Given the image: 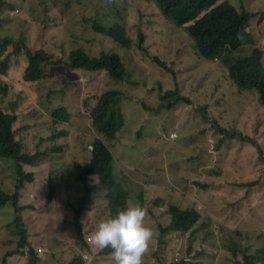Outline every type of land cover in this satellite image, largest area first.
<instances>
[{
    "label": "rangeland",
    "instance_id": "rangeland-1",
    "mask_svg": "<svg viewBox=\"0 0 264 264\" xmlns=\"http://www.w3.org/2000/svg\"><path fill=\"white\" fill-rule=\"evenodd\" d=\"M231 1L238 6V0ZM251 1L253 0H245L246 3ZM233 2H229V4L238 11ZM247 8L248 10L264 9V1L250 3ZM15 10L18 11V14L12 16L11 13ZM260 13V11L257 12V14ZM97 20H101L103 23L117 22L124 25L126 34L133 37L134 41L137 37L139 45L131 46V50H120L119 46L116 48L110 41L104 38L99 39L91 30L92 23ZM258 21H264V19L259 17ZM60 30L67 33L64 43H61L60 40ZM248 32L250 39L246 41V45L259 48L264 54V25H260L254 20L249 24ZM183 33L184 29H176L171 26L152 4L143 0H122L118 6L109 5L105 0H0V39L4 36L15 39L24 37L31 49H38L42 46L54 48L50 56L55 59L61 57L62 60H65L68 51L62 47V44H69L71 48L83 49L89 53L92 51L90 39L94 38L100 44L96 50L97 54L99 49L105 51L103 53L108 52L118 56L121 54L122 59L129 65L128 76L132 77V81L128 80L124 86L126 95L123 102L126 123L116 138L107 142V146L112 155L120 159V162L117 161V165L126 166L131 170V173L127 175L132 178L134 194L138 192L142 182L151 180L156 174L153 168L151 171L147 170L150 162L165 156V153L161 151L158 153L155 148L142 153L146 146L138 145L137 130L139 126L136 116L141 115L142 120H150L157 126L167 124L166 129H175L174 110L160 112L156 118L143 111L145 107L158 104L157 94L173 88L172 77L168 75L160 80L159 75H154L149 67L152 62L151 57L157 56L162 49L166 50L167 54L162 61L167 64L172 62V67L178 69V73L175 74L177 91L181 96L186 95L191 104L186 106L179 104L176 108V117L179 121L176 125L181 130L184 127L185 140L177 145L176 138L169 146L175 154L173 165L169 166L167 163L157 165L159 168L158 182L165 187V191L171 199L162 196V208L152 210L149 214V223L154 229L158 225L162 228L166 227L170 219L168 209L171 205L198 209L201 218L193 229L192 246L200 249L205 248L209 252L221 251L219 259L206 255L202 264H225L230 252L235 247L241 249L255 247L264 242V176H260L262 180L255 188L248 187L245 190L235 187L233 175L242 169L252 170L257 165L245 162L244 165H241L244 161L243 158H246L242 149L243 145L220 138L217 129L211 126L215 119L218 120L217 117H214L212 123L207 121L209 116L221 110L219 106H221L222 99L229 97L230 93L226 90L228 79L219 64L206 66L196 62L191 44L184 39ZM71 34L74 36V40L70 38ZM139 37L142 38L139 39ZM173 45L175 49L171 52ZM141 46L144 47L146 53L139 50ZM100 54L102 52L94 57H98ZM143 54H145L144 58ZM17 55L19 57L7 53L0 55V57H8L12 62L9 74L5 78L0 77V86L4 85V81L9 84L7 94H0V107L3 111L15 110L18 113L14 129L17 138L23 144L27 141L31 129L38 121L40 122L39 118L45 114V110L38 106L36 97L40 103L48 99L53 100L47 94L52 82H62L61 88L52 93L56 106L61 103L65 104L70 112L76 113L78 117V111L86 114V109L78 107L81 91H76L68 86L65 94H60L67 83L64 67L53 66L47 79L40 84L28 86L20 80L19 73L23 69V63L20 53ZM136 57L142 58L145 62L138 63ZM202 61L207 62L204 59ZM97 76L98 73L93 72L92 80ZM74 78L75 76L72 75L71 80ZM80 79L85 81L84 76ZM133 79L138 83H134ZM222 93H224V97L221 96ZM248 99L255 101L254 96H249ZM196 108H198V112H196ZM203 112L207 116L206 119H203ZM230 124L231 122L228 125ZM236 124L240 130L248 129L256 137L258 133L264 134V114L248 127L241 119H238ZM79 130L78 121L77 135ZM157 132L164 139L163 131L157 130ZM173 132L175 130L170 133ZM176 134L178 135V133ZM190 134H194L193 138H189ZM96 137V133H91L83 139V142L90 145ZM151 139H156L153 143L165 144L164 141L154 136ZM207 139H212L213 145L208 144ZM153 143L149 144L151 148H153ZM46 147L47 144L44 142L39 145V149L44 150V156L42 167L33 169L34 178L37 180L38 177H44L37 181V186L44 187L46 195L54 191L55 206L62 210L60 191L63 182L67 181L64 175H66V171L71 172L79 161L67 157L65 162L64 154L50 152ZM247 150L256 154L255 149L250 145L247 146ZM132 155L139 162L138 170L130 166ZM262 166H264V159H262ZM13 168L12 161H0V188L8 192L9 195L13 194L15 185ZM254 170L264 173V170L261 169ZM76 175L77 173L72 177ZM246 176H248L247 171H243L236 178L244 181ZM206 179L210 180L212 184L210 189L204 191L203 184ZM48 180L49 185L47 184ZM78 189L85 192L83 185ZM96 190L97 198H101L102 193H98V188ZM33 195L35 198V194ZM38 196H41L40 192ZM28 203L35 204L32 199ZM98 203L97 213L103 214V216L97 218L96 221L110 215L104 204L105 199L99 200ZM69 215L71 216L70 213ZM13 218L14 213L10 207L0 210V228ZM83 219L87 223L88 221L95 222L94 217L90 215ZM64 222L69 223L70 219L67 217ZM214 226L218 227V236L212 231ZM189 235L190 233L162 236L157 231L156 245L166 244L169 249L174 248L182 252L188 247ZM11 250L12 248H3L0 251V260L4 259L6 253ZM227 252L229 254H226ZM5 259L7 264H19L13 258L6 257Z\"/></svg>",
    "mask_w": 264,
    "mask_h": 264
},
{
    "label": "trees",
    "instance_id": "trees-1",
    "mask_svg": "<svg viewBox=\"0 0 264 264\" xmlns=\"http://www.w3.org/2000/svg\"><path fill=\"white\" fill-rule=\"evenodd\" d=\"M144 1L153 3L171 26L176 29L184 28L183 37L189 44L192 42V49L196 55L199 56L205 51L211 60L217 58L222 65L227 67L230 78L228 79L226 90L230 95L227 99H222L221 106H219L221 110L209 116L207 121L212 123L214 117H217L218 120H215L211 126L217 129L222 138L232 139L237 144L240 141L250 144L256 150L258 159H262L259 144L264 147V134H257L258 144L251 137L242 135L241 133L244 130H240L236 124L237 120L241 119L248 127L264 114L262 109L264 108V54L258 48L247 46L244 41L249 21L255 17V14L245 10L237 11L228 3L231 0ZM262 12L264 17V9H262ZM258 23L264 25V21H259ZM104 25L109 24L103 23L102 25L96 22L92 25V30L96 34L109 37V39H112L113 42L126 50H131V46L137 47L139 45L137 37L136 41H134L133 37L126 34L123 25L117 23L109 26ZM59 34L61 43H64L67 37L66 31L60 30ZM70 38L74 40L72 34ZM141 38L139 37V39ZM90 45L92 51L87 55L80 49L69 47V44H62V47L68 51L65 60H62L61 57L55 59L50 56L54 48L50 49L42 46L39 50L32 51L27 46V40L24 37L15 39L5 36L0 39V55L5 52L19 57L16 52H20L24 69L23 81L26 82V85H37L43 82L48 78L53 66L64 67L67 83L60 94L64 95L68 86H71L76 91H81L78 107L86 109V114L78 111V117L76 113L70 112L65 104L61 103L56 106L52 93L61 88L62 82H52L47 94L53 100L48 99L40 103L37 97L35 99L38 106L45 110V114L39 118L41 123L38 121L31 129L23 147L15 139L12 129L13 124L18 119V113L15 110L11 112L0 110V161H13L16 176L12 195L0 188V210L10 207L14 213V218L8 221L6 226L11 230L0 229V233L5 236L7 232H12L14 236H20L17 243V248L20 251L17 250V252L19 255L25 256L22 264H54L55 248L54 244L49 242V239L56 232L71 228L69 224L64 222L56 229L48 227L43 232L25 234L24 231L31 224L36 223L43 215L42 210L25 204L20 193L25 183L36 184L34 173H28V166L42 167L44 150H40L39 145L43 142L47 144L46 149L50 152L64 154L65 162L67 157H72L79 161L74 165L71 172L66 171L64 177L68 180L70 176L77 173L76 176L79 177V181L85 182L86 177L90 178L86 183H90L91 180L95 181L101 189L102 200L105 199L104 204L109 211V216L114 215L117 208L135 204L141 205L146 210V214H151L154 208H162V196L171 199L167 195L165 187L158 182L159 168L157 165L159 163H167L170 166L175 163V154L169 147L173 143L167 140L168 134L172 130L178 133V135L176 134L177 145L185 140L184 127L181 130L176 125L179 122L176 117V108L178 106L174 109L175 129H166L167 124L157 126L156 123L150 120H142L141 115L136 116V122L139 126L137 130L138 145L146 146L142 153L152 151L154 148L157 149L158 153L160 151L165 153L164 157H158L150 162L147 170L151 171L153 168L156 174L151 180L142 182L136 194H134L132 189V178L127 175L131 173V170L127 169L126 166L117 165V161L120 162V159L115 158L112 154L96 152L97 142L108 150V147L100 139L94 140L90 152L87 151L89 144L86 145L83 139L88 135L96 133V135L100 134L107 140H114L116 134L124 126V119H126L122 102L123 97L126 95L124 86L128 83V80L132 81V77L128 76L129 65L124 60L121 61L119 56L107 58L115 54L106 53L94 57L98 55L96 50L100 44L94 38H91ZM174 49L175 46L173 45L171 52ZM177 49L179 50L180 48L178 47ZM139 50L146 53L142 46L139 47ZM166 54V50L162 49L157 56L151 57L152 62L149 65L153 74L159 75L160 80L168 75L173 77V88L157 94L158 104L143 108L144 113L153 115L155 118L158 113L171 110L180 103L185 106L191 104L186 95L181 96L177 91V84L174 78L175 74L178 73V69L172 67V62L167 64L162 61ZM144 57L145 54H143ZM136 60L140 64L145 62L140 57H136ZM0 62L8 64L9 60L5 57ZM93 72L98 73L97 78L94 80L91 77ZM251 73L261 80L258 84L248 83ZM72 75L75 76L73 80H71ZM82 76L85 77V81H81L80 78ZM57 78L59 79L58 74ZM133 82L138 83L135 79H133ZM221 96L224 97V93ZM249 96H254L255 101L248 99ZM197 110L198 108H196V112H198ZM206 118L207 116L203 112V119ZM78 121L80 130L77 135ZM230 122L231 124L228 125ZM157 130L163 131L162 136L164 139L158 135ZM152 131L153 133L151 134ZM193 135L190 134L189 138H193ZM153 136L161 139L165 144L153 143L156 141V139H151ZM151 143H153V148L149 146ZM135 156L132 155L130 157L132 163L130 166L138 170L140 165ZM160 169L162 170V168ZM254 169L264 170V166H256L252 168V170ZM211 184L212 182L206 179L203 184L204 191L210 189ZM254 184L255 181L251 182L250 186ZM81 185H84V183H75L76 187ZM238 186L246 187V185ZM85 190V192L79 191L80 195L78 198L85 201L86 205H88L93 190L89 192L87 189ZM21 209L25 210L22 215L20 214ZM90 216L94 217V223L89 221L87 223L84 219L77 218L73 245L64 264H89L91 259L99 257L94 255L93 252L86 250L84 241L92 244L91 238L96 225L100 220L109 216L96 221L97 218L103 216V214H98L97 210L90 212ZM15 231H17L18 235ZM157 231L164 235L163 228L160 225L155 228V232ZM35 246L40 247L39 253ZM12 254L14 253H6V257ZM82 255H84V258H82ZM0 264H6L5 259H2Z\"/></svg>",
    "mask_w": 264,
    "mask_h": 264
},
{
    "label": "clouds",
    "instance_id": "clouds-1",
    "mask_svg": "<svg viewBox=\"0 0 264 264\" xmlns=\"http://www.w3.org/2000/svg\"><path fill=\"white\" fill-rule=\"evenodd\" d=\"M121 1L122 0H105L107 4L116 5V6H118L121 3ZM256 1H264V0H253L249 3H246L245 0H238V6L233 1H230V2H233L235 4L239 12L241 10L246 9L245 11L255 14V17L249 21V24H250L254 20L258 23L259 17H262L264 19L263 12H262L263 8H256L252 10H248L247 8L250 3H254ZM149 4H152L157 9V7L153 3H149ZM258 11H260L261 13L257 14ZM158 12L163 17V15L160 13L159 10ZM17 14H18L17 10L11 13L12 16H16ZM96 22L101 23L103 25V22L101 20L94 21L92 25ZM114 23H117V22H112L108 24L111 25ZM117 24H120V23H117ZM92 25H91V30H92ZM182 29L184 28L182 27ZM92 32L99 39L104 38L107 41H110L116 48L117 46H119L120 50L124 49V47L116 44L115 42H113L112 39H109V37L96 34L93 30ZM125 32H126V29H125ZM245 34H246V37H244V41H245V44H247L246 41L250 39L248 27L245 31ZM191 49H192V42H191ZM31 50L36 51V50H39V48L31 49ZM80 50H82L84 53L88 55V52L84 51L83 49H80ZM100 52L103 53L105 51H101L99 49L98 54ZM192 52L198 64L206 65V66L219 64L224 70V73L227 79L230 78L227 67L222 65L217 60V58H213L211 60L209 56L205 53V51L199 56L194 53L193 49H192ZM17 53H20V52H17ZM106 54H111V53L107 52ZM117 56L118 55L115 54L107 58H116ZM5 57H0V60L4 59ZM119 57L123 61L121 54ZM202 59L207 60V62L202 61ZM11 63L12 62L10 60L8 64L4 62H0V77L5 78L9 74L10 70L12 69ZM19 76H20L21 82L25 84L26 82L23 81L24 69L20 71ZM174 80L176 82L177 79L174 78ZM260 81L261 80L257 76H255L253 73L250 74V78L248 81L249 84H258ZM8 87H9V84L4 81V85L0 86V94L6 95ZM165 91H169V89H166ZM124 101H125V96L123 97L122 102ZM178 105H176L171 110H174ZM180 105H183V104L180 103ZM0 110L3 111L1 107H0ZM171 110H166V111H171ZM15 123L12 126V129L15 134V139L23 147L24 145L23 142H21L19 138H17L16 136L15 129H14ZM125 123H126V119H124V126H125ZM241 134L251 137L258 143L257 137L254 136L252 131L246 129V131H243ZM168 135L169 136L167 140L170 142H173L177 138V135L175 132L169 133ZM171 135H174L172 139L170 138ZM220 138L223 139L221 135H220ZM96 139H100L106 146H107L108 141H112V140L105 139L100 134H97V138H95L94 140ZM229 141H234V140L229 139ZM92 142L87 148L89 152L92 148L91 147ZM207 142L210 145H213L214 143L212 139H207ZM240 144L243 145L242 149L246 155V158H243L244 161L243 163H241V165L248 163L250 165L256 164L257 166H262V159H264V154H262V159H258L257 152L254 155L251 151L247 150V146H249L250 144L243 143L241 141H240ZM259 146H260L261 153H262L264 149L260 144ZM108 150L100 146L99 143L97 142L96 152L112 154L109 147H108ZM13 165H14V162H13ZM34 168L35 166L33 165L28 166V169H29L28 173H33ZM13 171H14V168H13ZM243 171H247L248 176L244 178V181H240L236 178V176L239 175ZM44 174H45V171H44ZM14 175H15V172H14ZM260 176H264V173H260V171L257 172L255 170L253 171L248 168L242 169L240 170L239 173L233 175L234 183L236 184L235 187L240 188V189H245V190H247L248 187L255 188L260 184L262 180ZM42 178L38 177L37 180H35V183H36L35 185L31 183H25L23 185V188L20 191L22 195V201L25 204H29L28 201L32 199L34 200L35 204L34 205L29 204V205L35 206L37 209H42V212H43L42 217L36 223L31 224V226H29L24 231H25V234H28L30 232H34V233H37L39 231L43 232L48 227H51L52 229H56L59 226H61L62 223H64L65 218L68 217V219H70V222L67 224H69L71 228L69 230L58 231L53 236H51V238L49 239V242L54 244V248H55L54 264H56V261H57V264H64L65 261L67 260V256L73 245V240H74L73 238L75 234L74 231L76 228V220L77 218L83 219L84 217L90 215V212L96 210V207L99 204L98 201L102 200V197L97 198L96 188H98V193H101V189L99 188L98 184L93 180H91L90 183H86L88 179H90L89 177H86L85 182H83V181H79L78 176H74V177L70 176L68 180L66 179L67 181L63 182V186L60 191L62 210H59V208L55 206L56 197L54 195V191L51 194L46 195L45 188L41 186H37V181L41 180ZM15 179H16V176H15ZM254 181H255V184L250 186V183ZM75 183L77 184L84 183L83 186L85 187V189H87L88 192L93 190L89 198L88 205H86L85 201L78 198L80 195V192L78 189L79 187H76ZM47 184L48 185L50 184L49 180L47 181ZM238 185H246V187H240ZM39 192L41 196H38ZM33 194H35V198ZM24 212L25 210L21 209L20 214L22 215ZM69 213L71 214V216L69 215ZM168 214L170 217L169 223L166 227L163 228L164 235L161 234L162 236H167L170 234L185 235L187 233H190L188 237L189 238L188 247L185 250H182V252L178 249L175 250L174 248L169 249V247L166 244H162L161 246L156 245V232L153 226L149 223V214H146V210L139 204L125 205L123 208H117L114 215L109 216L106 219H102L98 222V224L96 225L95 231L92 234V238H91L92 244L83 240L86 244V250L91 251L93 252L94 255L99 256L94 259H91L89 261V264H202L204 262L206 255H211L212 257H214V259L220 258L221 251L209 252V251H206L205 248L200 249L199 247L192 246L193 229L201 218V213L198 209L182 208L177 205H171L168 209ZM6 226L7 224H4V226H2L0 229L1 230L9 229ZM212 231L215 235L218 236L219 230L217 226H214ZM15 232L17 233V231ZM57 237H58V240H57ZM19 239H20V236L19 235L14 236L12 232H7L5 236L2 233H0V251L6 247L12 248V250L8 252H13L14 254L7 256V258L9 259L13 258L15 262H21V261L23 262L25 260V256H21L17 252V250L20 251L17 248V243L19 242L18 241ZM26 244L30 245L29 243H26ZM35 247L38 249V253H39L40 247H37V246ZM61 250H62V253H61ZM254 250L256 251L253 253ZM226 254H229V252H227ZM5 258H6V255H5ZM82 258H84V255H82ZM1 261L2 259L0 260V262ZM5 263L6 264L8 263L6 262V259H5ZM212 264H215V263H212ZM225 264H264V242L260 243L258 246H255V247H244L242 249L235 247V249L230 252V256L226 260Z\"/></svg>",
    "mask_w": 264,
    "mask_h": 264
},
{
    "label": "built area",
    "instance_id": "built-area-1",
    "mask_svg": "<svg viewBox=\"0 0 264 264\" xmlns=\"http://www.w3.org/2000/svg\"><path fill=\"white\" fill-rule=\"evenodd\" d=\"M174 137V135H171L170 138L172 139Z\"/></svg>",
    "mask_w": 264,
    "mask_h": 264
},
{
    "label": "crops",
    "instance_id": "crops-1",
    "mask_svg": "<svg viewBox=\"0 0 264 264\" xmlns=\"http://www.w3.org/2000/svg\"><path fill=\"white\" fill-rule=\"evenodd\" d=\"M17 263L22 264V261L21 262H17Z\"/></svg>",
    "mask_w": 264,
    "mask_h": 264
}]
</instances>
